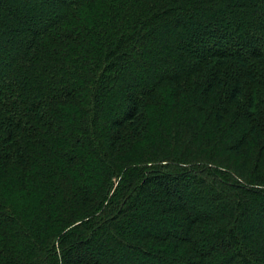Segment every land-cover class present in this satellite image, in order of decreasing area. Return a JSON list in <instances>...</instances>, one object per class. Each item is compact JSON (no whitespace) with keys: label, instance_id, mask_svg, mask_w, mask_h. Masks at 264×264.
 Wrapping results in <instances>:
<instances>
[{"label":"trees","instance_id":"1","mask_svg":"<svg viewBox=\"0 0 264 264\" xmlns=\"http://www.w3.org/2000/svg\"><path fill=\"white\" fill-rule=\"evenodd\" d=\"M0 264H264V0H0Z\"/></svg>","mask_w":264,"mask_h":264},{"label":"rangeland","instance_id":"2","mask_svg":"<svg viewBox=\"0 0 264 264\" xmlns=\"http://www.w3.org/2000/svg\"><path fill=\"white\" fill-rule=\"evenodd\" d=\"M151 58L152 59H155V63L157 65V67H158L157 70L162 71V70L165 69V67L161 63H159V61L154 56H151ZM115 110H117V108ZM237 193H238V190L229 187V188H227L226 193H225L224 196H225L226 200H229L231 202H234V201H236Z\"/></svg>","mask_w":264,"mask_h":264}]
</instances>
